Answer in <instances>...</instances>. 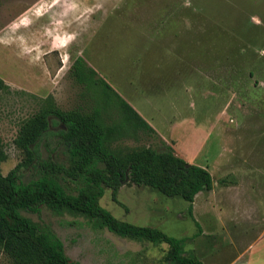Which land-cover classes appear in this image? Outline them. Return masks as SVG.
<instances>
[{"label":"rangeland","instance_id":"374dc122","mask_svg":"<svg viewBox=\"0 0 264 264\" xmlns=\"http://www.w3.org/2000/svg\"><path fill=\"white\" fill-rule=\"evenodd\" d=\"M81 53L156 129L118 135L113 149L162 151L165 143L214 180L194 202L203 234L189 203L148 187L123 184V206L106 189L101 206L121 221L187 238L186 254L204 264H243L255 244L251 254H264V0H0V78L10 87L0 93L4 176L24 161L15 140L49 97L64 111H92L71 71ZM51 128L60 130L54 118ZM56 147L48 135L35 155L68 166L66 147ZM36 176L31 166L22 180ZM22 214L49 226L74 262L165 264L167 244L121 238L46 207ZM0 264H11L1 250Z\"/></svg>","mask_w":264,"mask_h":264},{"label":"trees","instance_id":"16d2710c","mask_svg":"<svg viewBox=\"0 0 264 264\" xmlns=\"http://www.w3.org/2000/svg\"><path fill=\"white\" fill-rule=\"evenodd\" d=\"M71 71L76 82L85 85L94 103L92 111H64L49 97L47 104L21 127L15 145L25 159L7 176L1 169L8 156L0 135V250L11 264H80L67 256L62 240L49 226L22 214H39L46 207L59 216H83L94 229H107L121 238L167 244L165 264H204L197 256L186 254L187 238L121 221L102 207L100 200L110 189L113 201L121 204L117 195L128 178L129 185L148 187L189 203L188 214L199 234H203L194 217V202L199 193L213 190L211 173L177 156L174 148L165 143L162 151L151 147L125 153L113 149L118 135L155 130L82 57L75 59ZM8 91L10 87L0 78V93ZM114 113L117 119L111 117ZM51 118L58 132L52 130ZM48 135L56 139L57 149L66 147L68 166L57 160L41 161L35 155L34 147ZM31 166L37 176L24 182L22 175ZM66 180L75 185L76 193L65 186Z\"/></svg>","mask_w":264,"mask_h":264},{"label":"crops","instance_id":"0c3cea01","mask_svg":"<svg viewBox=\"0 0 264 264\" xmlns=\"http://www.w3.org/2000/svg\"><path fill=\"white\" fill-rule=\"evenodd\" d=\"M61 38V37H60ZM67 37L66 36H63L61 39H66ZM78 57H82L85 62L88 64L89 67H92V65L87 61V59L85 58V56L83 55V53H81L80 55H78ZM65 67V66H64ZM141 116V114H140ZM143 118V117H142ZM144 119V118H143ZM145 120V119H144ZM147 122V120H145ZM149 123V122H148ZM150 126L154 129V127L150 124ZM156 131V129H154ZM164 139V138H163ZM165 140V139H164ZM202 149H203V146H202ZM175 150V153L177 156L185 159L187 162H189L190 164H194L196 165L194 162H192L191 160V157L188 156L187 157V154H182L180 151H177L176 149ZM198 152V151H197ZM203 152V151H202ZM193 159V158H192ZM199 166V165H198ZM202 166V164L200 165ZM264 240V239H263ZM256 245H253L251 246V248L248 250V252L246 253V256H245V260L243 262V264H264V254H260L259 256H255L254 253L251 254V252L256 248ZM249 255V258H246L247 256Z\"/></svg>","mask_w":264,"mask_h":264},{"label":"water","instance_id":"95a60500","mask_svg":"<svg viewBox=\"0 0 264 264\" xmlns=\"http://www.w3.org/2000/svg\"><path fill=\"white\" fill-rule=\"evenodd\" d=\"M128 181H129V179L127 178L123 184H126Z\"/></svg>","mask_w":264,"mask_h":264}]
</instances>
